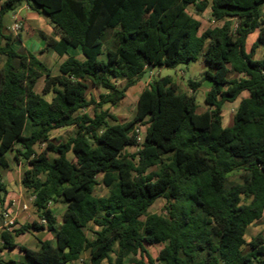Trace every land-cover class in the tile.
<instances>
[{"label":"trees","instance_id":"trees-1","mask_svg":"<svg viewBox=\"0 0 264 264\" xmlns=\"http://www.w3.org/2000/svg\"><path fill=\"white\" fill-rule=\"evenodd\" d=\"M25 3L47 16L60 37L40 34L48 49L67 56L57 75L36 55L15 50L19 35L6 33L4 16ZM191 7L197 15L209 9L222 24L200 33ZM260 47L264 0H5L0 166L8 167L9 153L25 162L21 182L45 224L4 230L2 249H18L22 260L0 258V264H126L130 257H140L139 264H264V237L245 239L264 218V58L255 59ZM200 57L205 70L200 81L188 82L193 94L180 92L170 77H156L139 95L132 120L118 123L103 110L119 106L147 72ZM204 81L210 83L207 110L198 113L196 91ZM90 88L104 90L98 103L88 97ZM243 93L248 96L232 125L224 127L225 105ZM92 105L93 116L81 113ZM136 126L145 128L140 146ZM67 127L75 135L54 144L52 133ZM38 145L55 158L39 154ZM127 148L138 150L127 154ZM235 174L239 180L230 179ZM99 175L108 189L104 197L95 195ZM6 195L0 174L2 207ZM158 199L167 201L164 215L149 212ZM58 203L65 206L61 222L51 208ZM42 230L55 242L39 240L37 250L16 244L19 236ZM151 246H161L155 260Z\"/></svg>","mask_w":264,"mask_h":264},{"label":"rangeland","instance_id":"rangeland-1","mask_svg":"<svg viewBox=\"0 0 264 264\" xmlns=\"http://www.w3.org/2000/svg\"><path fill=\"white\" fill-rule=\"evenodd\" d=\"M31 12V11H30ZM190 14H192L195 18L199 19L202 23L200 33L203 32L206 29L213 28L217 25H219L217 22H215L212 18L210 13H205V14H200L197 15L193 7L189 8ZM32 13V12H31ZM12 15V12L8 13V16L10 17ZM49 21V20H48ZM50 22V21H49ZM38 24V27H43L46 29L45 24L42 25L39 22H36ZM51 24V23H50ZM222 23H220L221 25ZM28 29V28H26ZM24 29L18 34H23V41L26 43V47L28 49V52L36 55L37 57L41 56V51L44 49L46 51L44 58H42V61L50 68L52 71V74L57 75L59 73V66L60 62L58 59V55L52 51L49 50L47 52L46 46H43V41L42 38L37 34V33H30L29 35L27 34V30ZM112 35V32H110L109 37ZM16 36V35H15ZM255 36V35H253ZM252 38L249 39L247 48L248 50L250 49L252 45ZM23 52H25L24 49H20ZM71 55H76V54H81V51L79 49H71L70 50ZM264 58V48L260 47L257 49L256 54H255V59H262ZM5 62V57L0 56V68L4 65ZM205 70V64L203 62V59L200 57V59L196 62H191L187 65H181L178 66L177 68L170 69V68H161V69H156L153 71L152 74H149L147 72L146 74L143 75L141 81L137 83L134 87L129 89L127 93V97L119 104L117 107H113L110 105H105L103 107V110H109L110 114L114 115L118 123H126L130 120L133 119L136 113V107H137V101L140 93L148 87V83L152 81L156 77H170L173 79L175 83H177L179 91L188 93V94H193L194 92L189 88L188 82L190 80L192 81H200L203 76V72ZM122 84V83H121ZM44 87V78H41L36 87L35 90L38 93H42ZM210 89V83L207 81H204L202 83V86L196 91V102H197V112L198 113H203L207 110V105L205 104V97L207 92ZM104 93L103 89H94L90 88L88 91V97H94L96 102L98 103L100 98V94ZM244 98V95H241V97L234 103H227L224 107L223 113H222V123L223 126H231L232 121H233V116L234 113L241 101V99ZM47 99L50 100L51 96H47ZM95 111V105H92L91 107L82 110L81 113H88L91 116H93ZM114 123V122H112ZM145 132V128H143ZM76 129L74 127H67L63 129L56 130L52 133L51 140L54 144H59L62 142H66L70 137H73L75 135ZM36 150L39 154L44 155L48 157L50 160H53L55 158V155L53 153H49L46 150L45 145H38L36 147ZM137 152L136 148H127L125 153L127 154H135ZM69 159H73V155L71 153L68 154ZM8 163L10 165L9 168L7 169H2L3 173V178L5 181V184L7 186L12 184V188L14 187L19 195V193L23 194L24 201L29 205V211L24 214L23 216L25 217H20L18 215L17 220L19 223V226L22 224H31L33 221L40 220L38 213L36 212V209L34 207V199L32 198V195L30 192L25 191L22 183H21V178L23 177L24 171L26 169V164L23 161L17 162L14 159L13 154L8 156ZM154 170V169H152ZM231 180H239L238 174L232 175L230 177ZM103 180V175H99L97 177L98 185L96 186L95 189V195L97 197H104L108 195V189L105 187V185L102 183ZM15 197H17L15 195ZM166 206H167V201L165 199H158L155 204L149 209V212L152 214H159V215H164L166 214ZM13 208V202H11L10 206ZM8 207V208H9ZM51 208L55 212V216L58 219L59 222L62 221V216L65 211V206L63 204H51ZM13 210L16 211L14 208ZM3 210H0V219L2 218V212ZM17 226V228L19 227ZM262 236L264 237V218L253 225H251L248 230L247 234L245 236L246 242L250 243L254 238ZM41 239L44 238H52V235H49L48 232L41 233L38 236ZM35 237L30 236L29 234L21 235L17 238V242L20 245H25L27 247H34L33 244H35ZM0 243V247H1ZM2 248V247H1ZM31 249V248H30ZM34 249V248H33ZM149 252L152 256V258L155 260L159 254V251L161 250V246H151L148 248ZM2 259V257H0ZM85 259H87V255L85 256ZM139 260H141L140 257L137 258H128L126 259V264H139ZM144 264H149L148 260L145 259L143 261ZM155 264H161L160 262H155Z\"/></svg>","mask_w":264,"mask_h":264},{"label":"crops","instance_id":"crops-1","mask_svg":"<svg viewBox=\"0 0 264 264\" xmlns=\"http://www.w3.org/2000/svg\"><path fill=\"white\" fill-rule=\"evenodd\" d=\"M5 0H0V6H1V4L4 2ZM32 13H31V12ZM17 14V16H18V18L21 20V22H22V29H21V31L22 30H24V29H26V28H28V29H26L27 31V34L29 35L30 33H37L39 36H40V34L41 33H44L46 36H48V37H51V38H53V39H55V40H59L60 39V37H59V35H58V33L54 30V28H53V26L50 24V22L48 21L49 19H48V17L47 16H45V15H42V14H39V13H37V12H35V11H32L31 9H30V7L27 5V3H25V4H23L16 12H13L12 13V15L9 17L8 16V14H6L5 16H4V24H5V26H6V33L7 34H12L10 31H9V29H8V26H10L12 23H13V16H14V14ZM205 13H210V10L208 9L206 12H204L203 14H205ZM199 20V19H198ZM36 22H39V23H41L42 25H44L45 24V26H46V29L45 28H43V27H38V24L36 23ZM219 25H220V23H218ZM20 31V32H21ZM23 34L24 33H22V34H17L16 36H18L19 35V40L18 41H16L14 44H13V48L15 49V50H20V49H24L25 50V53H29L28 52V49H27V47H26V43H24V41H23ZM12 35H14V34H12ZM253 35H255V36H253ZM15 36V35H14ZM41 37V36H40ZM251 37H254V38H252L253 40H252V43L255 41V39L257 38V33H255V34H252V35H250V37L248 38V41H247V45H248V42H249V39H251ZM42 41H43V46H46V43H45V41L42 39ZM46 49H47V52L49 51V50H51V49H48L47 47H46ZM45 53H46V51L43 49L42 51H41V56L40 57H38L41 61H42V58H44V55H45ZM69 54H70V50H69ZM78 60H81V61H83L84 60V57H83V55H81V54H76V55H74ZM67 58V56H63V57H60V56H58V59H59V62H60V65H61V63L65 60ZM153 73V71L152 72H149V74H152ZM141 94V93H140ZM242 95H244V97H247L248 96V94L247 93H243ZM226 127H230V126H226ZM9 155H11V153H9L7 156H6V160H8V156ZM7 164H8V167L7 168H9L10 167V165H9V163H8V161H7ZM2 167L0 166V174L2 175V181H3V183L5 184V181H4V178H3V173H2V169H7V168H2ZM23 178V177H22ZM22 178H21V181H22ZM22 183V182H21ZM5 187H6V190H7V195H6V197H5V202H4V205H3V207L0 205V210H8L9 212H10V214H11V216L15 219V224H14V226L12 227V228H10V229H8V228H6L5 226H4V222H3V220H2V218L0 219V234L4 231V230H9V231H12L13 229H15V228H17V226H19V223H18V220H17V217H18V215L20 216V217H25V216H23L24 214H26L28 211H29V205L24 201V198H23V194L22 193H19V195H17V193H18V191L13 187L12 188V184L10 183V185L9 186H7L6 184H5ZM26 191V190H25ZM15 195L17 196V197H15ZM11 202H13V204H14V207L13 208H11V207H9L10 206V204H11ZM24 205H26L27 207H28V209L27 210H24L22 207L24 206ZM9 207V208H8ZM16 209V211L15 210H13V209ZM33 222H37V223H41V220H36V221H33ZM22 225H24V224H22ZM45 232H48V231H46V230H42V231H40V232H35V233H27V234H29L31 237L32 236H34L35 238V244H33L34 245V249L32 248V247H27V246H25V245H20L17 241H16V244L18 245V246H25V247H27V248H31L32 250H37L38 248H39V245H40V241L39 240H51L52 242H55V239H54V236H53V234H51V233H49V235H52L53 237L52 238H44V239H41V238H39L38 236H39V234H41V233H45ZM2 239H1V236H0V241H1ZM16 240H17V238H16ZM1 243V242H0ZM2 245V244H1ZM2 247V246H1ZM0 247V257H2V259L4 260V261H9V260H14V261H20V260H22V254L20 253V251L18 250V249H15V250H4V249H2Z\"/></svg>","mask_w":264,"mask_h":264},{"label":"built area","instance_id":"built-area-1","mask_svg":"<svg viewBox=\"0 0 264 264\" xmlns=\"http://www.w3.org/2000/svg\"><path fill=\"white\" fill-rule=\"evenodd\" d=\"M8 29L9 31L14 34V35H17L21 29H22V22L21 20L18 18L17 14L15 13L14 16H13V23L8 26ZM144 127H141V126H136L135 127V130H134V133L136 135V140H137V144L140 146L143 144L144 142V139H145V132L143 130ZM136 150H138V148H136ZM33 199H35L34 196H32ZM14 206V204H13ZM24 210H27L28 207L26 205H24L22 207ZM2 220L4 222V226L8 229L12 228L15 224V219L11 216L10 212L8 210H4L2 212ZM41 223L42 224H45V221L44 220H41ZM1 244H3V241L1 240L0 241Z\"/></svg>","mask_w":264,"mask_h":264}]
</instances>
